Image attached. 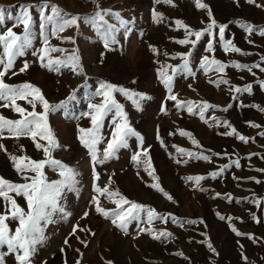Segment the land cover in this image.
I'll return each instance as SVG.
<instances>
[{
	"label": "rangeland",
	"instance_id": "obj_1",
	"mask_svg": "<svg viewBox=\"0 0 264 264\" xmlns=\"http://www.w3.org/2000/svg\"><path fill=\"white\" fill-rule=\"evenodd\" d=\"M174 3L175 7L163 0L160 3L154 0H0L3 11L0 34L9 29L23 34V26L18 25L22 6H30L31 16L30 43L23 49L24 54L16 58L12 69L18 74L8 73L5 82L9 85L27 82L39 87L50 105L65 102L47 114L48 125L59 145L52 150L50 158L72 169L77 181L74 190H65L60 201V206L71 215L63 218L57 213L53 216L55 223L42 222L46 239L36 246L31 264H107L109 261L111 264H264V111L259 110L264 108V87H261L264 72L260 71L264 68L261 62L264 36L258 34L264 29V0H255V3L201 0L211 9L217 24L227 26L225 38L231 39L245 54H226L219 43L218 28L213 29V36L205 33L195 47L176 43L184 39V29L174 21L181 20L195 31L205 29L210 21L207 9H198L195 0H174ZM51 6L58 7L61 14L80 19L54 36L58 21L55 17L51 22L45 19L54 15ZM154 11L162 16L159 22L154 18ZM246 24L254 26L256 31L246 32ZM109 29L116 42L106 49L104 33ZM210 40L214 45L211 53L206 51ZM46 41L48 47L64 50L50 54L52 59L66 62L53 65L52 71L41 67L39 60ZM188 52H191V71L180 70L183 59L179 54ZM74 55L79 58L76 71L69 60ZM204 56L229 66L224 73H206L200 66ZM25 63L29 67L20 72ZM44 63L47 64V58ZM234 63L249 67L259 64L260 68L249 72L232 67ZM162 65L177 68L175 74L171 67L167 71L173 77L172 93L178 101L207 102L215 106L204 111L203 119L200 108H194L190 114L186 107L178 108L177 101L168 99L169 91L159 75ZM221 79L228 80V84L217 87L212 83ZM101 83H111L148 97L139 100L138 96L130 98L114 93L131 127L143 138V147L149 149V171L155 170L158 181L145 171L144 165L138 166L133 161V155L141 151L140 140L135 136L128 137L127 147L118 149L112 158L95 166L91 154L81 145L78 128L91 127L90 118L85 114L90 112V102H101L100 97H95ZM249 84L252 86L249 93L232 90L233 86L243 88ZM133 99L139 101V108ZM4 103L0 101V105ZM17 104L32 110L26 101L18 100ZM229 104L231 107L223 111ZM35 110L42 112V105L38 103ZM0 115L10 120L21 118L11 107L0 106ZM118 119L115 110L105 116L101 142L96 145L98 155L102 156L111 139L113 121ZM224 121L243 135L247 143L236 135H224L231 131L223 126ZM249 122L260 127H251ZM181 131L190 133L191 139L181 135ZM3 136L0 144L6 146L9 154L38 161L45 159L43 151L36 148L30 137L10 138L7 131ZM37 140L46 143L39 137ZM177 149L210 159L189 158ZM224 165L229 167L212 178L210 173L219 172ZM94 168L99 174L98 180H94ZM43 171L48 181L63 179L60 169L54 166H46ZM23 175L14 169L8 154L0 150V176L22 184ZM195 177L204 178L199 183L189 179ZM94 184L108 186L110 191L118 189L129 200L155 209L166 219L149 224L146 214L142 213L139 221L128 223L126 232L122 231L111 222V217L106 219L95 211L91 203L92 197L98 195L93 190ZM156 184L172 199L152 187ZM9 194L27 211L23 196ZM99 199L105 209L116 207L104 196ZM6 207L10 205L0 199V213ZM85 212L88 216L83 218ZM189 220L195 223H187ZM6 223L13 231L18 226L15 220ZM81 228L84 230L80 231ZM233 228L244 235L238 236ZM141 229H151V234ZM160 232L171 236L153 239ZM0 252L7 253V246L0 247ZM4 264H17L15 255H5Z\"/></svg>",
	"mask_w": 264,
	"mask_h": 264
},
{
	"label": "snow or ice",
	"instance_id": "obj_2",
	"mask_svg": "<svg viewBox=\"0 0 264 264\" xmlns=\"http://www.w3.org/2000/svg\"><path fill=\"white\" fill-rule=\"evenodd\" d=\"M155 3H160L162 0H154ZM164 3H167L175 7L174 0H163ZM249 3H255V0H248ZM196 7L198 9H207L208 17L210 23L207 27L201 31H195L191 29L181 20H176L174 23L179 27L184 29V39L176 41L180 45H195L201 40V38L207 33L209 36H213V29L218 28V37L219 43L222 45L224 52L233 53H242V50L238 48L231 39L225 38L226 25H218L215 19L212 16L211 9L208 8V5L201 3V0H195ZM260 7L261 5H257ZM30 6H22V13L18 19V25L23 26V34H17L16 32L9 29L6 33L0 34V101L6 103L0 105L3 107H11L21 118L18 120H10L6 117L0 115V139H3V133L7 131L11 134L10 138L19 139L20 137H30L38 150H42L45 156L44 160H33L27 156H17L9 154L6 146L0 144V150H3L8 154L10 162L13 164L14 169L18 173H25L23 175L24 183L17 184L12 181L5 179L0 176V199L5 201L10 207H6L3 213H0V247L7 246V253L0 252V264H4V256L7 254H14L17 264H31V257L36 252V246L42 244L46 239L44 235V228L41 226L42 222L47 224L55 223L53 216L57 213L62 214L63 218H67L71 215L70 212H67L64 207L60 206V201L64 195L65 190L73 191L75 184L77 183L75 178V173L72 169L67 168L62 162L55 159H51V152L54 148L58 147L54 133L52 132L50 126L47 122V114L52 111L54 108L63 106L64 101L60 105H50L47 99L44 97L42 90L31 84L23 83L20 85H9L5 82V77L8 73L11 72L12 75H17L18 73L12 71L15 60L18 56L24 54L23 49L26 48L30 43V31H31V16L29 14ZM44 8L49 7L44 5ZM51 11L54 14L53 16L45 17L48 21H53L54 17L58 21L57 27L53 31L55 36L57 32L64 31L67 27L74 26L77 24L78 16L71 14H61V10L56 6H51ZM3 11L0 10V18H2ZM154 18L159 22L162 20V16L159 13L153 12ZM245 31L249 34L256 31V28L250 24L244 25ZM259 35L264 36V29L259 30ZM195 37V39H190ZM71 40V38H68ZM116 41L112 38V30L109 29L104 33V46L105 48H110V45ZM251 43V41H250ZM46 46L42 49V53L39 56L41 62V67H47L49 71L53 70V65L65 64V61L59 59H52L51 53L53 52H62L63 49L48 47L47 41L45 42ZM153 52H156V49L153 46H149ZM214 45L210 40L207 44L206 51L209 53L213 52ZM47 54V56L45 55ZM167 55V53H165ZM183 59V64L179 66L180 70L191 71L189 68V57L191 52L185 54H179ZM47 58V64L44 63ZM74 64L73 71H76L79 67L78 56H72L69 58ZM264 63V57L261 60ZM200 66L205 69V72L216 71L218 73H224L225 69L229 66L219 60L209 59L208 56H204L201 59ZM29 65L24 64L20 68V72L27 70ZM171 67L172 73L177 72V68L167 65H162L161 71L159 72L161 82L169 91L168 99L177 101V107H186L187 111L190 114L194 113V108H200V117L204 118L203 113L209 107H215L209 105L207 102H193L185 101L181 102L177 100V96L172 93V75L168 74L167 69ZM232 67L237 69H246L249 72H252L253 68H260L259 64H254L251 67L248 65H241L234 63ZM260 71L264 72V68H260ZM255 75V73H252ZM217 87L220 84H228V80L221 79L220 81H212ZM261 87H264V82H261ZM252 86L246 85L243 88L233 86L232 90L236 93H249L251 92ZM114 93H121L124 96L133 98L138 96L139 100L147 99L148 97L143 94L130 93L124 87H120L111 83H101L97 91L95 92V97H100V103H89L88 107L90 109L89 113H86L90 118L91 127L89 128H78L80 133L78 139L83 147H85L91 154L92 163L95 166L96 164H103L108 159L112 158L118 149L122 147H127L128 137L135 136L140 140L141 151L133 155L132 159L137 165H144L145 171H149L151 168V157L149 156V149L143 147V138L140 137L128 122V118L123 111L122 106L116 101ZM68 99H72V96H69ZM18 100L26 101L32 108L31 111L21 107L17 104ZM42 105L43 111L37 112L35 109L37 104ZM133 103L139 108V101L133 99ZM231 105L223 108V111H227ZM256 107V106H254ZM115 110L116 114L119 116V119L113 121L114 129L111 133V139L107 142V147L104 149L102 156L97 154L96 145L101 142V127L105 116ZM260 111H264V108H260ZM162 111H166L162 109ZM207 122V121H205ZM218 125L220 122H217ZM251 127H260V125L251 124ZM223 126L231 128V131L224 133V135L232 136L236 135L238 139L247 143V139L237 133L236 129L232 127L227 121L223 122ZM181 135L188 136L191 139V134L181 131ZM37 137L40 140L45 141V144H41ZM192 143L198 146V142L195 139H192ZM163 146V141H161ZM175 147V146H174ZM184 155H187L189 158L202 159L208 161L210 158L208 156L194 154L191 152H185L183 149H177ZM21 151L23 148L21 146ZM218 155V154H217ZM143 157V159L141 158ZM186 162V161H185ZM177 163H180L178 160ZM236 167H239L238 162H234ZM46 166H54L60 169V175L63 177L60 181H48L43 169ZM228 165H224L219 172L210 173L212 178H216L221 175ZM154 169L149 171V175H152L155 180L158 181V177L154 176ZM31 172L33 175L29 176L26 173ZM94 180L99 179V174L93 169ZM204 177H195L189 179H195L197 183ZM111 182V178H109ZM259 182V181H257ZM157 191L161 192L167 199L171 200L172 197L168 193L164 192L163 188L159 187L158 184L152 185ZM93 190L98 194L93 196L91 203L95 207V211L98 214L103 215L106 219L111 217V222L122 231L126 232L128 223L132 221H139L141 214H146L147 223L151 224L154 220H164L165 217L156 213L155 209L142 205L140 203L129 200L127 197L123 196L119 190H109L108 186L99 187L95 184L93 185ZM9 193H15L17 196H23L27 202V211H25L16 200ZM100 196H104L111 203L115 204L114 209H105L100 204ZM127 206V207H125ZM88 216V212L84 213V217ZM174 219V218H173ZM219 219L224 220V216H219ZM9 220H15L18 222V226L13 231L8 227L6 223ZM189 224L195 223V221H186ZM77 228L73 229V234H75ZM83 231L84 229H79ZM238 236L244 235L236 231L235 228L232 229ZM141 231H148L151 234V229H141ZM171 233L160 232L158 235H154L153 239H160L161 237H169ZM67 240L65 243L67 244ZM209 249L213 252L215 251L211 244L208 245ZM246 259V258H245ZM111 264V262H107Z\"/></svg>",
	"mask_w": 264,
	"mask_h": 264
}]
</instances>
